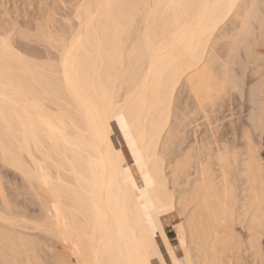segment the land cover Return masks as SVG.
I'll use <instances>...</instances> for the list:
<instances>
[{
  "label": "bare ground",
  "instance_id": "6f19581e",
  "mask_svg": "<svg viewBox=\"0 0 264 264\" xmlns=\"http://www.w3.org/2000/svg\"><path fill=\"white\" fill-rule=\"evenodd\" d=\"M72 8L63 32L0 25V163L45 216L0 210V264H264V159L251 135L264 139V0ZM15 37L54 49L55 62ZM218 38L227 61L215 70ZM248 66L257 80L242 147L175 103L181 85L200 110L241 92Z\"/></svg>",
  "mask_w": 264,
  "mask_h": 264
},
{
  "label": "rangeland",
  "instance_id": "374dc122",
  "mask_svg": "<svg viewBox=\"0 0 264 264\" xmlns=\"http://www.w3.org/2000/svg\"><path fill=\"white\" fill-rule=\"evenodd\" d=\"M77 1L78 0H0V20H2L0 21V25L3 27L5 24L6 29L8 31L11 30V33H14V34L16 33L21 34L22 31H24L25 32L24 35H26L27 30H28V34H27L28 37H29V33H31V35H34V31L36 32V26L37 28H39L38 25H40L39 30L42 29L41 27H43V29L45 27V31H48L49 29L47 28V25H48V27H50L48 32H51L50 30L53 29L52 30L53 32L51 33L54 34L55 32L58 33L59 31L58 28L60 24L61 26L59 29H61L63 32L62 28H64V31L65 29H67V26L65 28L64 23L65 25H67L68 21L71 20L70 13L72 15V12H73L72 7L77 3ZM52 20L54 21L53 23H52ZM230 22L231 21H228L227 25L225 24L224 26L225 34L227 33L229 36L230 34H233L232 28L236 25L235 23H232V22L230 23ZM229 23L231 26L229 25ZM7 30H4V31L7 32ZM15 30H16V33H15ZM39 30L37 29V31ZM32 31H33V34H32ZM17 39H19V37ZM17 39L15 37V40ZM219 39L221 38H218L216 40V43L219 42ZM225 40L226 38L221 39L222 41V42L220 41L221 46L220 44H216L217 48L216 47L215 48L216 50L218 49L221 50V54L217 51V56L219 54L220 58L218 56L219 63H217V65L215 66V70H218L220 68V65L223 63L225 64L226 63L225 61H227V54L225 50L222 48V45H223L222 43L225 44L226 42ZM18 41L20 42L22 41L21 43L19 42V44L23 45L22 47L24 48H25L24 44L27 43L28 46L25 44L26 45L25 49L31 47L32 50L39 52L41 54L47 53L50 60H52L51 62H55L56 57H57V52L54 49L46 50L43 44L36 43L33 41V39H32L33 42H31V38H30V42L29 41L26 42L25 39L20 38V40L16 41V45L19 46ZM23 41H24V44H23ZM260 48L261 47H259V49ZM24 50H21L20 52H23ZM237 52L239 54V57L243 55L242 50H238ZM222 61L224 62L222 63ZM229 66L230 68L233 69V72H231V74L236 73L235 71L241 72V65L231 64V65H228V67ZM250 66L252 67V65ZM251 67L248 66L246 68L247 72L245 71V73L243 74L242 83L240 84L241 92L236 91V90L235 91L231 90L229 94L228 93L223 94L224 96L222 95L221 98L216 100V102L214 101L212 104L206 102L204 105L205 108L203 107L200 110L196 108L195 102L191 98V94L186 91L183 85H181L179 87V91L177 92V97L179 94L180 95L175 100V103L186 102V107H187L186 109H188L187 110L188 112L189 110L193 111L194 109L192 113L190 112L191 114L189 115V117L191 116L190 117L191 119L192 117H194L193 119L196 120L195 123L198 124L201 129L205 128L208 122H211L213 123L215 127H217L220 134L224 136V139L231 146L234 145L237 147H242L244 143V139L241 136V134L243 133L246 127H247L246 129L250 130L251 122H249L250 121L249 118L253 112V110H251L253 109L252 107L253 105L249 101L250 100L249 88L253 86V84L257 80V75H253L249 71ZM186 93L188 94L186 95ZM192 102L194 103V105L192 104ZM252 127H253V129L251 128L252 139L253 138L255 139V140L253 139L255 143H261L260 149L262 150L263 148L261 147H263V143H262L263 138L258 137L260 136L259 130L256 133L257 128L255 126H252ZM242 128H243V131H242ZM261 150L260 152L262 154ZM129 163L130 165L133 164L132 161ZM38 203H39L38 200L36 199V197L33 196L29 186L27 185L25 181H23L21 176L19 174H16L13 170L9 169V167L7 166L5 167L4 165H2V163H0V210H1V213L3 214L7 213L5 214L7 217H12L14 219H24L25 218V220H27V222H30V223L39 222V221L41 222V220L43 221L45 216L42 212L43 209H41ZM165 230L169 238L172 240L173 244L176 245L177 244L176 234L172 226L170 225L167 226ZM22 231L24 232L26 231L27 233H30L32 235H37V232L35 231H29V230L28 231L22 230ZM40 237H44V236L40 235ZM48 245L54 246L53 248L55 247L59 249L61 248V244H53L50 242L48 243ZM43 256L45 257V254H43ZM73 263H75L74 260H73Z\"/></svg>",
  "mask_w": 264,
  "mask_h": 264
},
{
  "label": "crops",
  "instance_id": "0c3cea01",
  "mask_svg": "<svg viewBox=\"0 0 264 264\" xmlns=\"http://www.w3.org/2000/svg\"><path fill=\"white\" fill-rule=\"evenodd\" d=\"M262 156H263V159H264V139H263V150H262Z\"/></svg>",
  "mask_w": 264,
  "mask_h": 264
}]
</instances>
